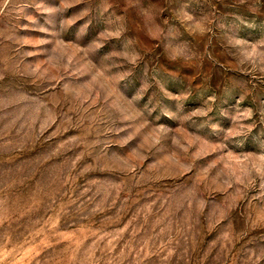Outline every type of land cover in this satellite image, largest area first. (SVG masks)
Instances as JSON below:
<instances>
[{
  "label": "rangeland",
  "instance_id": "1",
  "mask_svg": "<svg viewBox=\"0 0 264 264\" xmlns=\"http://www.w3.org/2000/svg\"><path fill=\"white\" fill-rule=\"evenodd\" d=\"M0 264H264V0H0Z\"/></svg>",
  "mask_w": 264,
  "mask_h": 264
}]
</instances>
